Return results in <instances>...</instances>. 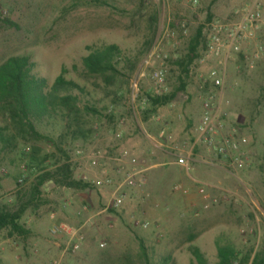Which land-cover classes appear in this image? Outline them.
Returning a JSON list of instances; mask_svg holds the SVG:
<instances>
[{
  "label": "rangeland",
  "instance_id": "rangeland-1",
  "mask_svg": "<svg viewBox=\"0 0 264 264\" xmlns=\"http://www.w3.org/2000/svg\"><path fill=\"white\" fill-rule=\"evenodd\" d=\"M253 1L0 0V64L10 56L26 55L32 72L49 83L65 68L66 77L84 89L75 92L80 107L94 105L101 113L86 116V139L68 138L64 145L74 178L91 186L76 190L46 183L38 208L30 206L21 219L29 233L21 237L0 232V264H142L140 241L150 264L165 258L169 264H191L190 245L199 247L207 264H215L217 241L240 253L264 248V0H257L261 20L248 28L239 52L227 61L222 94L227 126L248 141V168L174 163V149L190 145L200 120L197 74L215 67L216 60L201 65L197 60L185 91L149 118L142 113L146 99L139 101L154 94L150 73L158 67L164 70L168 92L177 85L179 69L171 61L184 55L199 25L205 26L207 38L209 23L236 22ZM153 15L156 21L150 27ZM170 30L174 37L161 40ZM112 43L135 62V69L130 72L129 64L120 62L123 75L107 87L85 72L82 58L89 47ZM154 50L167 56L165 62L156 59L145 67V57ZM135 79L138 90L132 87ZM38 129L57 137L63 123L44 122ZM31 145L43 153L52 151L45 141L20 142L11 152L0 151V206L15 209L27 192L32 176L23 159ZM124 151L129 158L119 160ZM133 168L136 184L122 185L123 175ZM117 190L125 200L113 207ZM54 222L83 236L77 250L66 249V236L48 234ZM192 232L197 236L187 242Z\"/></svg>",
  "mask_w": 264,
  "mask_h": 264
},
{
  "label": "trees",
  "instance_id": "trees-1",
  "mask_svg": "<svg viewBox=\"0 0 264 264\" xmlns=\"http://www.w3.org/2000/svg\"><path fill=\"white\" fill-rule=\"evenodd\" d=\"M207 17V22L211 20ZM156 16L149 18L151 27ZM4 22L13 25L8 19ZM204 25H199L190 37L183 56L171 61L178 67L177 85L163 94H145L139 101L145 100L142 109L144 119L155 113L160 107L170 104L184 92L191 77V66L201 57L206 49L207 38ZM152 39H150L151 43ZM90 52L82 58V65L89 76L99 78L108 86H113L121 75L119 63L126 61L129 71L135 69V62L129 61L122 54L117 44L89 47ZM123 75V74H122ZM79 93L84 92L77 82L66 77V69L49 83L47 78L32 72V63L26 55L10 56L0 64V151H13L20 142H47L52 151L43 153L41 148L31 145L24 154L26 167L32 176L29 188L23 197L18 198L15 209L7 205L0 206V232L6 230L9 236H26L29 231L21 219L30 206L38 208L42 201L43 186L53 183L55 186L84 190L91 185L74 178V166L68 151L64 148L67 139H86L90 129L85 128L86 116H100V110L94 105H79ZM205 90H202L204 92ZM61 120L63 132L57 137L41 133L38 126L42 123ZM18 176H21L19 174ZM196 233H189L187 242L196 238ZM142 264H150L145 246L140 241ZM189 252L194 258L191 264H207L199 247L190 245ZM215 264H264V248L253 253L252 249L240 253L231 244L216 242ZM161 264H169L165 258Z\"/></svg>",
  "mask_w": 264,
  "mask_h": 264
},
{
  "label": "built area",
  "instance_id": "built-area-1",
  "mask_svg": "<svg viewBox=\"0 0 264 264\" xmlns=\"http://www.w3.org/2000/svg\"><path fill=\"white\" fill-rule=\"evenodd\" d=\"M193 5L198 0H188ZM263 16L260 3L254 0L250 7L245 8L240 13V19L236 22L221 23L212 21L209 23V34L207 37L206 49L198 59V64H203L208 59L217 61L215 67L207 72L197 74L199 80L201 97V116L198 123L193 128L191 143L185 149H174L172 155L174 163L179 166L187 167L191 161L201 162L210 165L224 164L230 171H241L248 168L251 164L248 156L246 137L240 132L228 127L226 123L227 112L223 109L222 94L225 86L227 61L233 53L240 50L242 40L246 36L248 28L259 22ZM182 32L185 33V25H181ZM174 31L165 33L161 40L174 37ZM257 56V55H256ZM167 58L159 51H152L144 61L145 67H151L152 61L159 59L162 64ZM144 74L141 73L140 76ZM153 81L154 94L167 93L164 70L162 67L154 69L150 73ZM132 87L138 90V80H134ZM164 131L160 132V137ZM119 160L129 158L126 151L120 154ZM118 160V158H114ZM134 163V159L131 160ZM135 169L127 171L123 175L122 185L132 187L135 180ZM111 180H107L110 183ZM125 200V194L117 190L112 198V206L119 207ZM146 226V224L144 225ZM48 234L52 237L64 235L68 239V246L72 251L79 248L83 236L77 230H72L62 223H52L48 228ZM53 264H56L55 262Z\"/></svg>",
  "mask_w": 264,
  "mask_h": 264
}]
</instances>
